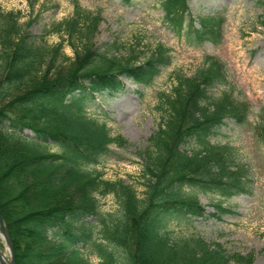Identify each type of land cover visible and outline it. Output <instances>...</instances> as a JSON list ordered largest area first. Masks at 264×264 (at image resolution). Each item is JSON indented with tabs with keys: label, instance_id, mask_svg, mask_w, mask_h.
I'll list each match as a JSON object with an SVG mask.
<instances>
[{
	"label": "trees",
	"instance_id": "trees-1",
	"mask_svg": "<svg viewBox=\"0 0 264 264\" xmlns=\"http://www.w3.org/2000/svg\"><path fill=\"white\" fill-rule=\"evenodd\" d=\"M153 2L161 24L177 39L218 44L222 21L215 15L194 16L185 0ZM71 5L70 16L51 25L59 41L50 46L28 39L19 12L0 8V214L15 264H88L85 248L98 264H250V256L228 253L194 234L171 240L166 227L203 215L198 193L218 197L208 214L217 218L222 198L249 192L247 167L232 147L208 140L229 119L246 125L264 147V109L249 123V103L232 95L225 66L204 55L191 74L174 71L169 90L156 97V127L135 151L140 195L122 179H103L93 166L111 153L109 145L123 147L125 140L107 134L88 112L98 107L95 95L120 91L122 79L148 86L168 65L169 49L161 43L146 53L119 51L116 41L97 45L100 12L76 0ZM64 41L72 60L61 50ZM218 86L225 88L214 94ZM105 195L115 207L99 212L97 198ZM86 217L93 221L84 233Z\"/></svg>",
	"mask_w": 264,
	"mask_h": 264
},
{
	"label": "rangeland",
	"instance_id": "rangeland-1",
	"mask_svg": "<svg viewBox=\"0 0 264 264\" xmlns=\"http://www.w3.org/2000/svg\"><path fill=\"white\" fill-rule=\"evenodd\" d=\"M185 1L192 15H215L222 21L218 44L202 41L187 45L175 38L161 24V13L153 0H129L127 3L119 0H76L79 6L100 12L101 21L93 35L95 44L116 41L119 51L138 48L144 53L154 44L161 43L169 48V64L160 69L148 86L122 79L120 91L96 94L98 107L88 110L104 123L107 134L120 135L125 140L123 147L109 145L111 153L101 156L93 167L101 171L105 180L122 179L136 190L137 195L142 189L140 159L135 156V151L145 146L146 138L156 127V97L161 91L169 90L174 71L189 75L203 55L215 56L226 67V82L233 87L232 95L245 97L249 103L248 122L255 120L259 108L264 109V0ZM0 8L4 12H19L21 30L28 39L35 45L50 46L59 41V36L51 31V25L69 17L73 6L71 0H0ZM61 50L66 58L72 60L73 51L65 41ZM70 62L63 63L67 65ZM221 88L225 87L218 86L213 93ZM216 131L208 141L232 147L235 159L247 167L249 192L222 198L220 208L224 210L218 213L217 218L208 214L214 211L211 203L218 197L198 193L195 198L205 208L203 215L192 217L187 223L170 221L166 231L171 240L194 234L207 244L219 243L228 253L250 256V264H264V147L252 138L246 125L236 126L233 121L224 120ZM24 135L31 138L32 133L25 130ZM47 149L55 150L53 146H47ZM97 200L99 212L111 211L115 207L110 195ZM92 221L93 217L81 221L84 233L89 231L87 224ZM90 230L94 237L97 236L96 228L91 227ZM0 250L7 252L1 236ZM67 252L68 249L62 251L59 259ZM83 256L88 264L100 262L88 248L83 250Z\"/></svg>",
	"mask_w": 264,
	"mask_h": 264
},
{
	"label": "water",
	"instance_id": "water-1",
	"mask_svg": "<svg viewBox=\"0 0 264 264\" xmlns=\"http://www.w3.org/2000/svg\"><path fill=\"white\" fill-rule=\"evenodd\" d=\"M0 236H1V239H3V242L5 244V250H7L6 252L7 255H4L3 253H1V250H0V254L3 257V259L0 258V264H15L14 253L12 250V242L9 236L8 229L6 228L4 219L3 217H1V214H0Z\"/></svg>",
	"mask_w": 264,
	"mask_h": 264
},
{
	"label": "bare ground",
	"instance_id": "bare-ground-1",
	"mask_svg": "<svg viewBox=\"0 0 264 264\" xmlns=\"http://www.w3.org/2000/svg\"><path fill=\"white\" fill-rule=\"evenodd\" d=\"M216 36V35H215ZM217 37V36H216ZM220 37V36H219ZM158 46V45H157ZM165 48V46H163ZM167 48V47H166ZM171 50V49H170ZM122 77V76H121ZM102 94V93H100ZM96 96V95H95ZM1 253H3L4 255H7L6 252L4 253L3 251H1ZM0 258L3 259L2 255L0 254Z\"/></svg>",
	"mask_w": 264,
	"mask_h": 264
}]
</instances>
